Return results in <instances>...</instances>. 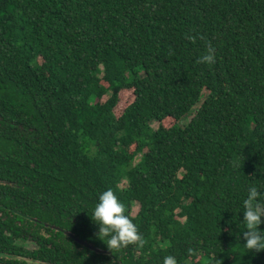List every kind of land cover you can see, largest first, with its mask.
I'll return each instance as SVG.
<instances>
[{
  "label": "trees",
  "instance_id": "16d2710c",
  "mask_svg": "<svg viewBox=\"0 0 264 264\" xmlns=\"http://www.w3.org/2000/svg\"><path fill=\"white\" fill-rule=\"evenodd\" d=\"M253 186L264 0H0V264H264L242 247ZM108 188L141 237L113 252L89 217Z\"/></svg>",
  "mask_w": 264,
  "mask_h": 264
},
{
  "label": "clouds",
  "instance_id": "9594fccd",
  "mask_svg": "<svg viewBox=\"0 0 264 264\" xmlns=\"http://www.w3.org/2000/svg\"><path fill=\"white\" fill-rule=\"evenodd\" d=\"M199 62H214L211 50L201 56ZM262 195L264 194L258 191L257 187H249L247 196L242 202L243 219L241 223L244 225V231L241 232L244 241L242 247L246 253L264 252V230L260 228V225L264 223L262 219L264 218V200L260 198ZM89 217L97 227L95 237L106 245L110 252L123 249L141 240L136 225L125 214V205L111 188L99 194L98 201ZM163 264H177V261L174 256L167 255L163 259Z\"/></svg>",
  "mask_w": 264,
  "mask_h": 264
},
{
  "label": "rangeland",
  "instance_id": "374dc122",
  "mask_svg": "<svg viewBox=\"0 0 264 264\" xmlns=\"http://www.w3.org/2000/svg\"><path fill=\"white\" fill-rule=\"evenodd\" d=\"M121 101L118 105V107L116 108V114L119 116L121 115V113L123 112L124 108L131 104L133 101H134V95H133V91L132 90H129V91H122L121 94ZM107 99V97L104 98L103 101H105ZM175 123V120L172 119V118H168L166 120H164L162 122V124L158 123V122H155L153 123V128L157 129L159 127V125H162L164 126L165 128H170L174 125ZM181 124H184V122H181ZM132 150H134V146L132 147ZM146 153V151L142 152L141 155H144ZM138 159V158H137ZM126 183L127 181L125 180L124 183H122L124 186H126ZM139 204L137 202H134L133 203V206H132V210H131V215L132 216H136L137 213L139 212Z\"/></svg>",
  "mask_w": 264,
  "mask_h": 264
},
{
  "label": "flooded vegetation",
  "instance_id": "af4514ba",
  "mask_svg": "<svg viewBox=\"0 0 264 264\" xmlns=\"http://www.w3.org/2000/svg\"><path fill=\"white\" fill-rule=\"evenodd\" d=\"M50 230L53 231L52 232H47V231H43V236L45 238H48V237H52L54 236V238L56 239V236H57V232L59 231V227L58 226H55V225H51V228H48ZM6 240V239H5ZM16 243L19 245L20 249L21 250H24L27 254H30V252H35L38 250V246L37 244L34 242V240H27L26 242H22L20 240H17ZM89 250V249H88ZM91 251V250H90ZM90 255V254H89ZM11 256L12 254L8 255V259H11ZM20 259H23L25 261L29 260V258H31L30 256L28 257H19Z\"/></svg>",
  "mask_w": 264,
  "mask_h": 264
},
{
  "label": "water",
  "instance_id": "95a60500",
  "mask_svg": "<svg viewBox=\"0 0 264 264\" xmlns=\"http://www.w3.org/2000/svg\"><path fill=\"white\" fill-rule=\"evenodd\" d=\"M65 234L71 238H73L78 244L82 245V246H86L87 248H89L90 250L96 252V253H103V254H107L108 252L100 249L98 247H94L91 244H89L87 241L81 240L78 237H75L72 233L70 232H65ZM27 261H32L31 259L27 260ZM38 262V261H37Z\"/></svg>",
  "mask_w": 264,
  "mask_h": 264
}]
</instances>
